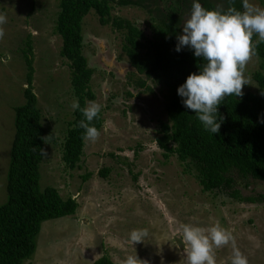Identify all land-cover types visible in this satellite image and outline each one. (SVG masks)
<instances>
[{
    "label": "rangeland",
    "instance_id": "obj_1",
    "mask_svg": "<svg viewBox=\"0 0 264 264\" xmlns=\"http://www.w3.org/2000/svg\"><path fill=\"white\" fill-rule=\"evenodd\" d=\"M172 1L146 0L152 7H141L142 2L115 6L112 15L138 24L148 36L153 17ZM185 1L180 35L193 2ZM212 1L224 7L227 0ZM246 2L264 9V0ZM58 4L59 0H0V14L7 18L0 38V205L7 199L14 107L25 102L27 67L22 52L28 40L33 48V91L47 131L40 187H54L63 198L79 192L73 215L42 223L35 252L23 264H92L103 256L124 264L135 252L149 264H187L188 245L176 236L185 224L204 229L219 224L232 234L233 241L214 248L216 264H231L233 245L248 264H264V181L251 180L246 186L238 178L234 188L204 191L175 155L163 157L156 138L160 122L167 120L168 86L152 75L148 79L152 92L132 89L129 84L145 75L136 73L123 54V33L100 25L94 9L83 20V51L95 70L90 88L94 101L103 105L104 122L99 138L85 141L79 167L71 169L64 163L62 144L76 98L68 62L60 55L62 40L55 32ZM259 63L255 55L247 63L249 84L243 93L256 92L253 73ZM104 67L112 69L111 74H104ZM128 89L134 97L126 96ZM103 167L110 169L106 177L99 174ZM234 189L257 202L238 201L230 195ZM137 228L147 229L148 236L133 248L129 234Z\"/></svg>",
    "mask_w": 264,
    "mask_h": 264
},
{
    "label": "trees",
    "instance_id": "obj_2",
    "mask_svg": "<svg viewBox=\"0 0 264 264\" xmlns=\"http://www.w3.org/2000/svg\"><path fill=\"white\" fill-rule=\"evenodd\" d=\"M150 2V0H147ZM152 7L146 0H59L55 20V32L61 37V57L68 62L73 96L80 107L87 106L96 96L90 88L95 70L89 66L84 54L83 20L90 10L95 11L100 25H111L124 35L123 54L136 73L145 75L132 83L136 90L152 92L148 79L153 75L162 78L168 86L166 101L167 120L160 122L156 142L165 159L175 155L192 174L204 191L234 188L236 179H242L246 186L251 180L264 181V42L258 43L256 54L260 60L259 69L253 73L257 83L256 92L243 93L242 97L228 96L218 106L223 117L219 134L207 132L192 110L182 103L177 88L190 73H198L205 63L194 57L192 50L185 47L175 51L180 36L181 7L185 0H173L167 9L157 12L149 28L151 35L132 21L115 17V6ZM206 9L218 6L212 0H199ZM244 0H227L225 11L236 8L243 11ZM192 8V3L190 5ZM253 41H259L254 34ZM32 44L27 41L23 57L27 67L25 102L14 107L15 135L10 150L7 170V199L0 205V264H23L36 249V240L42 223L73 215L78 203L70 197L63 198L54 187L41 189L39 166L45 156V136L41 110L33 91ZM127 97L134 94L127 90ZM62 144V158L71 169L79 167L85 141L84 129L78 127L84 117L79 110L73 111ZM103 112L92 121L100 130ZM108 167L99 174L106 177ZM238 201L257 202L253 196H243L238 189L230 194ZM263 196H261L262 198ZM93 264H115L108 257L97 258Z\"/></svg>",
    "mask_w": 264,
    "mask_h": 264
},
{
    "label": "clouds",
    "instance_id": "obj_3",
    "mask_svg": "<svg viewBox=\"0 0 264 264\" xmlns=\"http://www.w3.org/2000/svg\"><path fill=\"white\" fill-rule=\"evenodd\" d=\"M243 9H206L199 0H193L190 14L183 24V34L177 37V53L187 47L192 50L194 57L205 62L198 73L188 75L185 82L177 88V94L182 98L184 106L196 114L203 128L212 135L219 134L223 122L218 106L225 97L243 96L242 89L249 84L245 76L246 65L256 54L258 43L264 42V9L257 8L246 0ZM6 22V16L0 14V38L5 34L2 25ZM254 34L259 36V41H253ZM71 107L74 111L79 110L84 117L78 123V127L85 130L83 139L95 142L100 131L92 121L99 116L103 105L88 101L87 106L81 108L79 101L74 100ZM260 122L264 123V119ZM147 236V229H133L128 242L134 248V245L143 242ZM176 236L188 245L187 264H216L214 248L227 245L234 239L219 224L208 229L185 224ZM124 264L149 262L140 260L135 252V255L127 256ZM231 264H248V258L235 245Z\"/></svg>",
    "mask_w": 264,
    "mask_h": 264
},
{
    "label": "crops",
    "instance_id": "obj_4",
    "mask_svg": "<svg viewBox=\"0 0 264 264\" xmlns=\"http://www.w3.org/2000/svg\"><path fill=\"white\" fill-rule=\"evenodd\" d=\"M114 58L117 59V58H118L117 55H114ZM128 63H129V61H128ZM88 64H89V63H88ZM89 66H90V65H89ZM90 67H91V66H90ZM104 69H105V71H103L104 74H107V75L111 74L112 69L109 70V69H107V68H105V67H104ZM132 72H133V71H132ZM134 82H135V81H134ZM132 83H133V82H131L129 85H132ZM132 89H134L133 86H132ZM128 90H130V91L134 94V91H133V90H131V89H128ZM73 111H74V110H73ZM72 114H73V112H72ZM49 117H51V119L53 120V117H52V114H51V113H50ZM78 193H79V192H77L76 194H78ZM76 194H75V195H76ZM75 195H72L71 197H72V198H75Z\"/></svg>",
    "mask_w": 264,
    "mask_h": 264
}]
</instances>
